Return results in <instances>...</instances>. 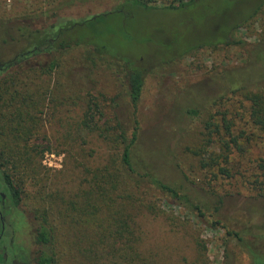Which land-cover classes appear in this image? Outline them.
I'll use <instances>...</instances> for the list:
<instances>
[{
  "label": "rangeland",
  "instance_id": "374dc122",
  "mask_svg": "<svg viewBox=\"0 0 264 264\" xmlns=\"http://www.w3.org/2000/svg\"><path fill=\"white\" fill-rule=\"evenodd\" d=\"M120 1L0 0V62L33 48V31ZM148 1L156 10L99 25L105 34L96 41L144 69L132 164L179 189L184 201L119 163L111 127L129 133L134 116L116 59L92 61L86 46L26 56L0 70V170L22 198L6 215L11 264H35L38 248L55 253L54 264H110L83 208L90 185L100 217L130 195L137 250L150 264H253L252 252L264 258V128L253 123L248 98L264 93V0H195L175 9L163 8L172 0ZM56 56L58 68L41 72ZM89 96L104 113L90 132L82 124ZM0 191L9 195L1 174ZM43 214L53 240L42 248L34 227Z\"/></svg>",
  "mask_w": 264,
  "mask_h": 264
},
{
  "label": "trees",
  "instance_id": "16d2710c",
  "mask_svg": "<svg viewBox=\"0 0 264 264\" xmlns=\"http://www.w3.org/2000/svg\"><path fill=\"white\" fill-rule=\"evenodd\" d=\"M177 2V5L174 3ZM195 0H172L171 3L163 5L166 9H175L185 6L192 5ZM263 3H259L251 11L250 17L255 15ZM137 10H156V7L149 3L148 0H121L112 9L104 12H100L90 17H86L80 20H60L57 19L56 22L49 24L45 28L37 29L30 33L29 37H33L34 47L31 49H26L18 52L13 56V59L8 62H0V66L3 69L10 67L14 62L25 58L26 56H31L32 54H38L41 51H48L50 49L56 52H65L68 49L75 46H86L88 49L93 51V55H89V59L92 61H99L102 57L97 56H107L116 59V63L120 65V70L122 72L123 78H125L127 83V96L129 102L133 108V128L127 133L122 125L116 123L111 127L114 132V139L117 140L120 146V165L123 170L128 175H133L137 180L144 182H149L153 186H156L162 190L165 195L178 201H184L185 195L181 194V191L176 187L168 185L162 182L157 177L151 175L150 173H141L132 164L131 151L132 147L137 140L138 134V121L135 116V111L137 104L139 102L141 91L145 79V71L140 66L135 65L129 58L124 56H113L109 51H106V47L99 45L96 38L102 37L104 34L101 32L99 25L105 22H111L114 18L124 17L127 14L132 13ZM246 18L243 19V21ZM57 27V28H56ZM54 28H56L54 30ZM86 28L90 36L86 33L79 32V30ZM109 34V33H108ZM60 63L59 57H53L48 66H44L41 72L50 74L58 68ZM2 70V69H1ZM248 98L252 102V113L251 117L254 124L260 125L264 128V93H250ZM189 113H194L190 110ZM104 113L99 104V101L94 97L89 96L87 100L86 110L83 114V127L89 132L94 129H99V123L103 119ZM225 128L229 129V124L225 122ZM107 132V129H104ZM230 134V132H228ZM231 141L236 144L235 138ZM2 167V164H0ZM225 172L224 169H221ZM2 180L7 185L13 203L17 206L21 202L20 190L15 186L12 178L5 170H0ZM144 179V180H143ZM95 188L90 185V189L84 194V210L87 211L90 216V221L96 225V229L93 234L96 236V240L99 245L107 248L109 259L107 262L110 264H150L142 256H140L137 246L140 238V233L135 227V223L132 222V208L130 204V195H127L128 202L122 205L120 209L115 211L108 210L106 218L100 217L96 214L99 211L100 206L93 205L91 203V197L95 195ZM194 209L197 207L194 206ZM90 211V212H88ZM45 213V212H44ZM198 213L203 216L204 213L198 208ZM40 218H35L37 220L36 226L34 227V243L42 248L48 245L53 240V228L49 225L47 216L45 214L40 215ZM215 223V222H214ZM118 246H115V245ZM112 248V249H111ZM34 263L35 264H54L56 261L55 253L48 251L47 249L38 248L34 253ZM120 260V262L118 261ZM253 264H264V258L256 253L252 252Z\"/></svg>",
  "mask_w": 264,
  "mask_h": 264
},
{
  "label": "flooded vegetation",
  "instance_id": "af4514ba",
  "mask_svg": "<svg viewBox=\"0 0 264 264\" xmlns=\"http://www.w3.org/2000/svg\"><path fill=\"white\" fill-rule=\"evenodd\" d=\"M1 69H3L2 65L0 66ZM6 194L0 191V264H11L13 262L12 258L14 257V253L12 252L14 246V229L11 228L10 223L6 220V215L12 204L13 206L15 204L13 203L9 189V195ZM6 227H8V234L5 236Z\"/></svg>",
  "mask_w": 264,
  "mask_h": 264
}]
</instances>
